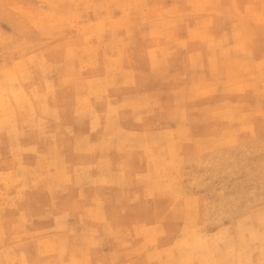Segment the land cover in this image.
<instances>
[{
    "label": "rangeland",
    "instance_id": "374dc122",
    "mask_svg": "<svg viewBox=\"0 0 264 264\" xmlns=\"http://www.w3.org/2000/svg\"><path fill=\"white\" fill-rule=\"evenodd\" d=\"M0 264H264V0H0Z\"/></svg>",
    "mask_w": 264,
    "mask_h": 264
}]
</instances>
